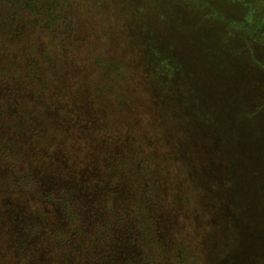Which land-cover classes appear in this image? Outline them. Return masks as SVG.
I'll list each match as a JSON object with an SVG mask.
<instances>
[{
  "label": "rangeland",
  "instance_id": "374dc122",
  "mask_svg": "<svg viewBox=\"0 0 264 264\" xmlns=\"http://www.w3.org/2000/svg\"><path fill=\"white\" fill-rule=\"evenodd\" d=\"M15 1L0 0V27H4L0 36L8 47L7 55L0 47V57L12 58L10 65L0 64L7 73L0 78V133L4 131L6 138L19 134L23 142L17 144L13 160L8 150L0 153V160L15 168L14 173L10 167L4 170L11 177V185L6 183L4 189L10 191L0 187V237L6 234L9 238L7 228L12 227L26 238L22 251L27 252H22L17 263L89 264L96 251L80 250L73 238L80 229L88 230L90 221L94 235L99 239L101 235L104 241L99 249L103 259L115 257L118 264H126L128 256L144 252L143 240L133 235H139L146 225L139 224L135 230L133 216L123 219L114 210L107 213L105 204L97 203L94 190L101 121L125 118L122 125L129 124L134 142L141 137L151 147L145 169L162 174L157 188L167 192L163 207L151 208L152 222L162 241L178 235L182 238L179 248L187 259L170 264H264V167L255 177L253 169L244 166L248 161L239 155L243 125L232 124L223 107L199 96L188 42L180 41L182 47H178L168 40L164 35L167 27L163 22L156 25L155 14L151 22L146 0ZM260 1L169 3L176 10L195 5L204 9L209 4L232 11V20L246 28L251 22L242 20L264 17ZM205 21L218 24L213 19ZM258 24L252 34L255 41L242 47V65H237L232 78L234 83L250 81L241 91L250 96L244 102L252 110L264 103V92H260L264 85V20ZM218 25L223 36L232 24ZM17 30L22 32L15 44L21 54L14 56L9 45ZM242 40L243 44L251 41L247 36ZM29 60L34 64L30 66ZM250 63L255 70L244 66ZM260 73L263 79H259ZM3 118L14 119V125L8 126ZM38 118H60L65 123L61 129L78 121L79 128L72 127L70 136L57 137L53 144L39 135ZM248 128L255 136L254 144L264 140V121L259 119ZM71 137L81 147V157L75 161L65 152ZM30 148L44 152L37 154L40 165L33 163ZM130 155L126 149L125 156ZM26 163L36 178L22 179L28 172ZM15 186L19 189L12 192ZM27 199L31 202H24ZM39 210L47 221L37 222L33 213ZM62 233L64 241L59 237Z\"/></svg>",
  "mask_w": 264,
  "mask_h": 264
},
{
  "label": "trees",
  "instance_id": "16d2710c",
  "mask_svg": "<svg viewBox=\"0 0 264 264\" xmlns=\"http://www.w3.org/2000/svg\"><path fill=\"white\" fill-rule=\"evenodd\" d=\"M169 1L170 0L145 1L152 13L151 22L153 21L152 17L155 14L159 20V22H157V18H155L156 25L159 26L160 23L163 22L167 27L168 32L164 35L168 40L175 42L177 46L178 44L181 45V47L182 44L180 41L184 43L186 41L188 42H186L189 44L190 48V53L188 51V54L190 55L189 57L191 63H193V70L195 71L194 82L197 86L199 96L203 99L209 100L214 106H218L220 108L223 107L232 124L236 122L238 126L239 124L243 125V129L240 131L242 134L240 136L242 147H240L241 150H239V155L242 161H248V163L244 166H247L249 169H253L254 176L257 177L256 173L260 172L262 168L261 166L264 167V140H260L261 142L254 144L256 141L254 140L255 136L252 135L253 133L250 131V128H248V125L258 122L259 119L260 121H264V117L262 116L264 115V112L261 113L260 111V109L264 107V103L256 106V109H247L250 106L245 104L244 101L250 96L245 97L243 94L244 92L241 90L243 89V85L249 83L250 81L245 82V80H242L241 82L236 81V83H234L232 78L235 73H237V65L241 64L240 56L244 55V48L255 41V37L252 34L256 33L254 31L259 27L258 21H263L264 17H259V19L256 18L255 21H250L247 17L246 21L242 20V22L251 23L245 28L242 26V23H238L237 20H232L234 19V17H232V11L227 12L225 9H218L216 6H209V4L207 8L203 6L205 7L204 9H201L199 5H195V7L192 6L189 8H182V10H176L171 6ZM15 2L18 4L20 1L17 0ZM258 3L259 10L264 12V7H260V5H264V1L261 0ZM202 10H205V12H201ZM205 18L206 20H217L218 24L219 22H222L225 24L224 26L229 23L232 25L227 35L220 36L219 25L211 24V22L208 23L205 21ZM2 28L0 27V29ZM245 35L247 36V39L251 41H248V43L245 41V44H243L242 39L246 37ZM21 36V30H17L14 36L16 39L9 45V47H12L14 50V56L21 54L18 50V46L15 45ZM255 45L260 46L259 43ZM0 47L4 48L3 54L7 55V42L3 36H0ZM11 59V57H9L8 60L0 57V64L8 62L10 65ZM29 61L30 66L34 64L32 60ZM252 64L253 63H250L249 66H244L247 67L248 70L252 71L253 69L255 70V67ZM18 66H20V63ZM30 69L32 70V68ZM199 71H201V73H199ZM18 72L22 73V71ZM5 74L7 75L4 67L0 66V78H2V75ZM261 76L262 75L260 73L259 79H261ZM261 90L264 92L263 84L260 92ZM238 103H241V107L236 106ZM124 119L125 118H119V120H117L116 118H113L110 120V118H103L99 126V131L101 132L100 135L104 138L108 137L109 140L103 141L101 136L97 137V170L94 172V174L97 173V184L94 189L97 194V203L105 204L107 213H110L113 210L115 214L120 213L123 219L126 217L130 219V217L133 216L135 230L139 227V224L144 223L146 225V229L140 230L139 235H133V238H138L140 236V239L143 240V247H145L144 252L140 256L135 254L128 256L126 258V264H153L154 262L155 264H157V262H160L161 264H170L171 262L174 263V261H183L185 258L187 259V256L184 251L179 248L180 242L182 241L181 236L178 235L175 239H165L162 241L158 230L152 222L153 217L151 215V208L157 204H160V206L163 207L167 192L165 193L157 188V179H161L162 174L160 172H151L150 170L145 169L148 157L150 156L149 150L151 147H146L144 145L145 142L141 137L134 142L133 137H135V134L130 132L129 124L127 127H123L122 125V122L125 121ZM3 122L8 126H13L15 120L3 118ZM35 124H37L40 130L39 135L42 137L44 136V140L53 142V144L55 138L57 137L59 139H64L62 137L70 136V129L72 127H74L75 131L79 128V123L77 121V123L71 122L61 129L65 123L60 121V118L46 119V121L44 118H38ZM141 131L142 128L140 127L139 136ZM83 135L86 137L84 132H82V136ZM11 136L6 138L4 131L3 133H0V153L5 154L8 150L12 156L11 160H13V158L16 157L18 147L17 144L23 141L19 140V134L17 137L15 134L14 136ZM38 139L43 140V138ZM39 140H37V144ZM30 149L32 159L37 161L36 162L34 160L35 162L33 163L40 165V160L37 157V154L41 153V150L36 152L33 148ZM126 149L131 151L130 158L125 156ZM80 150L81 147L78 146V144H75L74 139L71 137L69 141H67V149L65 150L67 157L69 159L72 158L70 160L73 161L78 160L81 157L78 153ZM88 150L90 151L92 148L88 147ZM102 164L104 165L101 166ZM24 166L28 172L22 179H31L32 177L36 178L30 166L27 163L24 164ZM6 167H10L14 173L15 168L13 163L6 164L4 159L0 160V187L2 190L9 192L10 189H4L6 183L11 185V177L6 176L4 171ZM73 167H76V165H73ZM12 189V192H15L19 188L15 186ZM87 196L91 197L90 192L87 193ZM94 201L95 199L92 198L91 211ZM24 202H31V199H27L26 201L24 200ZM126 209L127 211L125 212L124 210ZM89 214L94 218V215L91 212H89ZM33 215L37 218V222H39L40 219L47 221L48 218L41 210L34 212ZM74 215V212H70L69 214L70 217H74ZM140 217H142L141 220ZM172 224L173 222L171 221L170 226ZM27 225L29 226L32 224L29 222ZM90 226H92L91 221L85 228H88V230L84 232L80 229L77 235L74 233L75 237L73 238V242H76L77 245L81 247L80 250L86 247L90 250V253L96 251L97 255L90 257L88 263L118 264V260L115 257H105V259H103V255L101 256V251H99V249L101 246L104 247V241L101 239V235L100 239L94 235V231H96L94 229V225L92 228ZM170 226L168 225L167 229ZM7 231L10 233L9 238H7L6 234L4 237L3 235L0 237V264H18L17 262L22 260L20 258L22 256V252H27V250L22 251L24 249V240L26 238L19 234L21 231H15L12 227L7 228ZM165 232L167 234L166 230ZM81 233L83 234L82 236L80 235ZM106 235L108 236L109 233ZM94 236L96 237V240H94ZM59 237L62 241H64V233L59 234ZM59 237L58 241L60 242ZM141 240H138L137 243H140ZM64 248L65 246L61 249ZM106 248L109 249V247H105V249ZM107 252H109V250ZM18 258L20 259L17 261L16 259ZM61 259L62 257L59 258L60 261ZM65 261L66 259L64 262ZM19 264L26 263L19 262Z\"/></svg>",
  "mask_w": 264,
  "mask_h": 264
}]
</instances>
